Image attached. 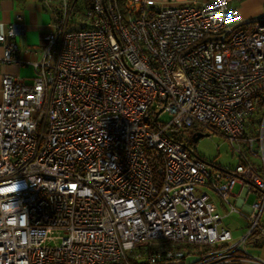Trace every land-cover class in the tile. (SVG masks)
I'll return each mask as SVG.
<instances>
[{"label": "built area", "instance_id": "2783aa9c", "mask_svg": "<svg viewBox=\"0 0 264 264\" xmlns=\"http://www.w3.org/2000/svg\"><path fill=\"white\" fill-rule=\"evenodd\" d=\"M71 10L63 0L31 83L1 79L0 264H132L139 247L145 264H264L245 250L264 232L263 134L262 167L240 147L264 91V15L238 22L228 0H94L73 28ZM20 33L0 32L3 62H26ZM193 126L221 132L239 163L211 170L167 134ZM240 179L260 196L230 242L204 187L227 200ZM195 246L212 248L186 261Z\"/></svg>", "mask_w": 264, "mask_h": 264}, {"label": "crops", "instance_id": "0c3cea01", "mask_svg": "<svg viewBox=\"0 0 264 264\" xmlns=\"http://www.w3.org/2000/svg\"><path fill=\"white\" fill-rule=\"evenodd\" d=\"M148 4L154 7L194 4L199 5L207 0H147ZM229 5L236 7L240 14L238 22H246L261 18L264 15V0H228ZM56 15L52 10H47L44 4L38 0H0V32H6L9 25L17 22L22 27V33L18 35L19 52L18 56L25 60V63L3 62V45L0 44V101L2 99L1 79L5 73L20 76L26 83H31L35 76V69L30 64L31 61L39 60L42 56V49L45 43V35L51 30ZM256 106L264 110V91L260 97V101ZM264 136V128L260 134ZM260 134L245 133V136H252L253 142L247 140L240 141V147L247 154L249 159L262 167L259 139ZM257 142V146L255 143ZM200 158V157H199ZM202 159V158H201ZM204 160V159H202ZM239 162L236 163V165ZM235 165V166H236ZM211 170H222V167L208 165ZM227 167L223 170L233 169ZM206 192L211 196L216 211L220 215L219 228L230 231V242H235L241 235L246 232L248 227V219L246 215L250 211L251 204L260 196V189L250 184L245 179L238 180L233 186L227 200H224L216 191L205 188ZM215 195V197H214ZM264 207L260 216L261 224L264 228ZM201 249L193 248V254L186 256V261H193L198 256ZM245 250L255 256L264 259V232L253 235L249 242L245 245ZM242 249L236 250V255L242 253ZM224 264H261L243 259H233Z\"/></svg>", "mask_w": 264, "mask_h": 264}, {"label": "rangeland", "instance_id": "374dc122", "mask_svg": "<svg viewBox=\"0 0 264 264\" xmlns=\"http://www.w3.org/2000/svg\"><path fill=\"white\" fill-rule=\"evenodd\" d=\"M158 118L160 120L167 121L169 119V115L168 113L164 112ZM251 121L258 122L256 134H260L261 129L263 130L264 128V110L258 108L251 117H248L247 122L249 123ZM196 131L204 133L200 135L196 141H194L193 151L198 157L204 159L210 164H213L214 166L222 167L223 169L227 167H233L237 162H239L240 158L238 150L230 144V142L221 132L209 131L207 129H199ZM196 131H194L193 128L189 130L181 129L178 132V135L186 143L188 140L191 141V139H193V134ZM255 145L257 146V142ZM205 188L210 187L205 186ZM198 247L199 246H196L194 249H198Z\"/></svg>", "mask_w": 264, "mask_h": 264}, {"label": "trees", "instance_id": "16d2710c", "mask_svg": "<svg viewBox=\"0 0 264 264\" xmlns=\"http://www.w3.org/2000/svg\"><path fill=\"white\" fill-rule=\"evenodd\" d=\"M38 1H41L47 10H52L55 13L56 17L58 16L60 11L62 10L63 0H38ZM93 1L94 0H66V3L68 4L69 8L71 7V9H72L71 10L72 11L71 12V15H72L71 21L69 23L70 27H73V28L88 27V23L84 20V15H85L86 11L92 6ZM120 1L122 2L123 0H120ZM259 101H260V99H259ZM258 107L259 106H256L255 111L258 109ZM255 111L253 112V114L255 113ZM251 116H252V114L249 115L248 117H251ZM248 117H247V119H248ZM247 119H246L244 135H245V133L256 134L258 122L257 121H251L248 123ZM191 128H193L194 131L199 130L194 126ZM191 128H188V130ZM178 132H170V133L167 132V134L172 136L173 139H176V140L184 143L183 139L178 135ZM198 133H199L198 131L194 132L193 139H191V141L188 140L186 142V145L191 147L192 149L194 146V138ZM201 248H203V250H209L212 247L201 246ZM137 253H139V255L134 257L135 256L134 254H137ZM132 255H134V256H132ZM145 257H146L145 248L139 247V249H137L134 253L130 254V256L128 258L132 264H145V261H144Z\"/></svg>", "mask_w": 264, "mask_h": 264}, {"label": "water", "instance_id": "95a60500", "mask_svg": "<svg viewBox=\"0 0 264 264\" xmlns=\"http://www.w3.org/2000/svg\"><path fill=\"white\" fill-rule=\"evenodd\" d=\"M202 134H204V133H200V132H199V133L195 136L194 141H196V140L200 137V135H202ZM185 147H186V149L188 150V152H189L191 155L198 157V156L194 153V151H193V149H192L191 147H189V146H187V145H185ZM198 158H199V157H198ZM204 162H205L206 164L210 165L209 162H207V161H205V160H204Z\"/></svg>", "mask_w": 264, "mask_h": 264}]
</instances>
